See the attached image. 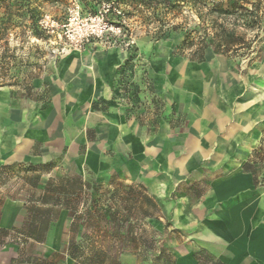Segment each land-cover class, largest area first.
I'll list each match as a JSON object with an SVG mask.
<instances>
[{"label": "crops", "instance_id": "crops-1", "mask_svg": "<svg viewBox=\"0 0 264 264\" xmlns=\"http://www.w3.org/2000/svg\"><path fill=\"white\" fill-rule=\"evenodd\" d=\"M178 56L191 60L190 69L179 63L172 72H149L152 111L135 117L134 109L127 114L116 103L123 50L66 54L42 81L49 111L36 119L30 136L9 138L6 156L39 160L62 154L72 142L67 154L81 148L93 171L112 169L149 197L148 190L167 197L161 204L171 228L198 244L179 250L184 264L188 254L189 264H198L202 254L223 264H264V185L244 170L264 137V61L251 60L240 75L233 55L210 54L203 61ZM7 100L0 92V109ZM11 209L2 205L0 227L12 229L23 217L22 208Z\"/></svg>", "mask_w": 264, "mask_h": 264}, {"label": "rangeland", "instance_id": "rangeland-1", "mask_svg": "<svg viewBox=\"0 0 264 264\" xmlns=\"http://www.w3.org/2000/svg\"><path fill=\"white\" fill-rule=\"evenodd\" d=\"M250 1L258 3L263 28L249 32L239 28L247 38L246 45L238 53H232L230 59L232 68L240 75L246 74L252 59L256 64L264 61V0ZM35 8L41 13L42 38L25 27L27 23L18 16L19 12ZM8 12L14 15L10 17ZM103 12L100 9L96 14L87 13L78 0H57L54 3L48 0L0 1V66L3 68L0 92H4L8 99L6 107L0 109V168L13 164L20 166L0 175V209L7 202L12 206L11 211L19 206L24 214L23 217L19 215L18 224L13 226L15 231L4 237L0 264H77L68 258L72 242L83 243L87 255L93 249L105 253L107 258L105 256L102 264H113L111 259L120 264H184L185 259L181 260L179 250L187 249L192 242L198 245L196 239L188 240L184 238V232L171 228L172 222H168L161 204L167 197H158L157 193L147 189L153 196V205L144 203L142 196L147 194L143 188L112 169L93 171L81 148L77 154L68 155L72 142L64 145L62 154L41 156L39 160L32 157L9 161L6 156L11 144L9 138L14 133L23 138L30 136L29 130L35 128L36 119L43 118L49 111L50 95L42 81L51 72H57L59 61L66 54L118 48L128 58L133 51L134 73L126 76L124 83L119 85L116 103L118 109L127 114L134 109L133 116L146 117L152 111L146 85L147 82L154 84L149 72H172L179 63L185 64L184 69L188 71L191 60L187 56H178V53L190 54L189 51L181 52L183 36L193 29L199 30L192 33L198 36V32L202 34L209 28L208 23L199 20L189 6L173 20L181 26L164 38H158L154 26H143L137 17L126 18L128 31L124 33L114 26L111 29V24L101 19ZM129 41L131 45L126 44ZM210 54L216 58L220 55L209 49L206 59ZM159 98L158 104L161 105L163 99ZM39 150L40 145L36 144L32 153L36 155ZM40 164L50 167L43 169L38 186H34L33 175L40 171L28 172L27 169L30 165ZM66 177L82 178L100 187L91 190L97 191L100 202L90 214L86 213L88 192L70 201L77 213L59 206L52 212L45 211L47 206L42 203V189L50 181ZM116 190L117 200L112 197ZM170 203L171 200L166 208L171 206ZM33 208H37L35 218L51 221L45 242L28 240L17 232H22L28 224ZM188 258H191L189 254L185 264H189ZM199 259L200 264H212V257L207 254H202Z\"/></svg>", "mask_w": 264, "mask_h": 264}, {"label": "trees", "instance_id": "trees-1", "mask_svg": "<svg viewBox=\"0 0 264 264\" xmlns=\"http://www.w3.org/2000/svg\"><path fill=\"white\" fill-rule=\"evenodd\" d=\"M4 2L5 0H0ZM28 1V0H27ZM53 3L57 0H48ZM83 9L87 13L96 14L100 9L104 10L102 18L105 22L117 27L122 33L128 31L126 26V18L137 17L140 23L145 27L155 28V33L158 38H164L173 33L181 24H175L174 19L178 18L184 12L185 7L189 6L190 10L195 12V15L202 22H207L208 29H204L203 33L198 32V36L192 35L193 32L199 30L193 29L187 31L181 41V52L189 51L190 57L193 60L203 61L206 52L211 49L216 53L232 55L238 53L242 47L246 45V36L240 33L239 28L243 31H255L262 29L263 16L259 10L258 3L250 0H78ZM249 4L250 6H248ZM247 5V6H246ZM124 7L130 10H125ZM10 17L14 13L8 12ZM41 13L38 9L27 10L26 12H19L18 16L25 21V27L34 33L38 38L44 36V28L39 24ZM10 19V18H9ZM8 30V28H7ZM131 45L132 42L126 43ZM2 57V56H0ZM253 60V59H252ZM135 66V54L132 53L125 60V62L118 68L119 85L124 83L126 76L133 74ZM0 66V72H2ZM17 164L3 165L0 168V175L4 172L15 171L20 168ZM50 167L48 164L30 165L27 171H40L33 175L35 180L34 186H38L41 173L44 168ZM244 170L254 174L256 184L264 185V137L260 145L254 150L250 159L244 164ZM99 186L93 184L91 181H84L82 178H61L54 179L47 183L42 189L43 198L42 203L46 205L45 211L52 212L54 207H66L68 210H73L77 213L75 208L71 206L70 201L73 198H78L81 193L88 192L86 198L87 208L86 213L90 214L94 207L100 202L97 198V191ZM133 188V187H132ZM118 190L113 192L112 197L117 200ZM144 203L153 205V198L148 195L142 196ZM91 202V203H90ZM37 208L32 209V216L30 221L22 230L17 231L28 240L37 242H44L47 237L50 222L46 218H35ZM112 213V212H111ZM34 214V215H33ZM74 226L77 224L73 223ZM15 231L14 228L6 229L0 227V247L4 244V237ZM85 245L81 242H72L69 247V256L76 261L77 264H102L105 262L107 256L101 251L94 249L87 255ZM106 256V258H105ZM113 264H120L118 260L111 259ZM210 261V260H209ZM199 264L201 261H199ZM212 264H223L221 261L212 258Z\"/></svg>", "mask_w": 264, "mask_h": 264}, {"label": "built area", "instance_id": "built-area-1", "mask_svg": "<svg viewBox=\"0 0 264 264\" xmlns=\"http://www.w3.org/2000/svg\"><path fill=\"white\" fill-rule=\"evenodd\" d=\"M101 19H102L103 22H105V21L103 20V18H101ZM105 23H106V22H105ZM106 24H107V23H106ZM108 25H109V24H108ZM108 25H107V26H108ZM112 27H113V26L111 25V29H112ZM107 28H110V27L108 26Z\"/></svg>", "mask_w": 264, "mask_h": 264}]
</instances>
